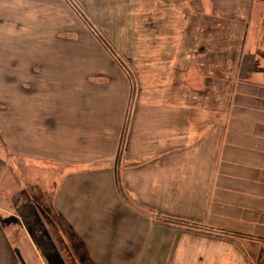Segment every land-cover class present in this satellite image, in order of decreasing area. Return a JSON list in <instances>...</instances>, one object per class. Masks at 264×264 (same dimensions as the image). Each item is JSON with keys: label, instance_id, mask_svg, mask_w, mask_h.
<instances>
[{"label": "crops", "instance_id": "crops-1", "mask_svg": "<svg viewBox=\"0 0 264 264\" xmlns=\"http://www.w3.org/2000/svg\"><path fill=\"white\" fill-rule=\"evenodd\" d=\"M50 1L12 0L13 20L39 16L34 5ZM76 1L84 18L55 0L72 29L87 31L84 42L53 59L48 48L42 54L43 65L74 64L58 63L48 77L36 71L30 82L52 93L74 89V97L29 98L26 131L19 118L6 126L10 112L0 110V191L14 179L8 148L38 167L59 163L53 206L99 249L93 259L264 264V0ZM46 17L39 25L51 40ZM5 85L19 93L0 81L3 100ZM2 194L0 264H25L14 205L2 203L17 194Z\"/></svg>", "mask_w": 264, "mask_h": 264}, {"label": "rangeland", "instance_id": "rangeland-1", "mask_svg": "<svg viewBox=\"0 0 264 264\" xmlns=\"http://www.w3.org/2000/svg\"><path fill=\"white\" fill-rule=\"evenodd\" d=\"M73 2L82 14L81 5L76 0H73ZM36 3L40 2L37 1ZM68 6L77 15L79 14L69 2ZM34 9L39 16L36 17L29 13L30 15L17 20V13L13 20L12 0H0V81L5 83L13 81L14 84L19 86V93H15L17 90L13 89L12 92L10 85H5L6 88H4L3 94L5 100L0 98V110L4 113L10 112L9 115L4 116L6 126L11 124L12 119L19 118L21 131H26L29 98L45 97L48 99L47 97L50 96L55 101L54 99L65 98V93L69 98L74 97V89H66L67 91L65 89H52V93L51 89L42 87L34 89L30 87V82L36 71L43 69L48 77L49 71L57 72L60 67L58 63L63 65L74 64L75 59L72 58L62 62H53L52 64H49L48 61V65H43V50L45 48L52 50L51 59L58 57V53L63 49H67L68 45L76 43L77 46V44L83 43L87 32L82 27L78 30L72 29L67 23L65 8L61 4H57L55 0H51L48 7H45L42 3V5H34ZM45 11L47 14L45 25L48 32H51V36L53 35L51 40L44 39V36H46L44 26L39 25V20L45 15ZM71 23L74 24L73 20ZM85 26L90 29L88 25ZM90 48H92V45H90ZM50 75L53 80L55 73ZM38 76L43 77L42 72L35 77ZM42 77L37 80L39 82L43 81ZM70 79H67L69 84ZM9 96H13L14 99L15 96H18L20 100H17L13 105L11 99H6ZM15 108L19 112L14 111L11 113ZM57 112L58 108L54 104L53 118ZM29 129L33 128L30 127ZM20 140L21 146H26L27 136L21 135ZM7 150L11 156L10 159L6 158L7 163L10 165L7 177L14 179L11 181L12 185L8 186V190L6 182L3 183L0 198L2 199V193L4 192L8 193L9 196L12 192L17 194L16 197L15 195L8 196L9 199H4L2 203L10 209L14 205L12 211L19 219L14 222L13 229L16 235L15 241L18 242L17 251L20 256H23V263L98 264L97 260H101L102 263L99 264H109L108 260L102 256L93 259V253L97 247L90 248L87 246L86 241L79 237L80 235L76 232V227L72 225L70 218L58 214L53 206L54 195L62 178L61 173H65L64 170L57 168L58 166L55 165L59 163H51L48 160L44 163L47 165L38 167L34 165L40 164L38 161L30 160L28 156L13 155L11 150L8 148ZM54 154L53 157H55ZM48 164H51L50 168ZM16 177L20 178L19 182L15 181ZM156 218L165 219L166 217L158 216ZM157 223L160 222L157 220ZM98 250L97 248L96 251Z\"/></svg>", "mask_w": 264, "mask_h": 264}, {"label": "trees", "instance_id": "trees-1", "mask_svg": "<svg viewBox=\"0 0 264 264\" xmlns=\"http://www.w3.org/2000/svg\"><path fill=\"white\" fill-rule=\"evenodd\" d=\"M66 1L69 2L71 4V6H73V8H75V11L80 13V15L82 16L81 12L77 9V7L74 4L73 0H66ZM157 220H158V222H160V224H163L165 226H172V227H175V228L177 227V228H180V229L185 230V231H191V230H193V232L196 231L195 228H192L191 226H189V225H187L184 222H181L179 220H174V219H171V218H165V219L156 218V222H157ZM207 234L214 235L212 233H207Z\"/></svg>", "mask_w": 264, "mask_h": 264}]
</instances>
